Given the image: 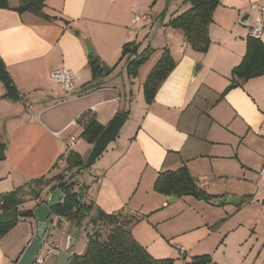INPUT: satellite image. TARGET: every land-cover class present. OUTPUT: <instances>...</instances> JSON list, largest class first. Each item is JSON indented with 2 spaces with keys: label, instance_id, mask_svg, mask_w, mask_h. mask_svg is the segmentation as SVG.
<instances>
[{
  "label": "crops",
  "instance_id": "0c3cea01",
  "mask_svg": "<svg viewBox=\"0 0 264 264\" xmlns=\"http://www.w3.org/2000/svg\"><path fill=\"white\" fill-rule=\"evenodd\" d=\"M151 1L46 0L43 12L52 20L29 12L19 14L15 11L19 0H7L8 9H0V60L18 96L3 97L0 82V145L4 147L0 196L18 188L29 192L38 180L58 174L83 184L91 183L94 172L101 176L94 191L83 193L82 202L91 207L80 228L51 213L41 251L53 248L55 252L43 264H58L59 251H66L70 258L83 254L86 229L93 227L99 214L119 211L143 217L131 225L130 233L151 257L161 259L162 252L170 248L164 244L166 233L158 227L166 215L155 214L167 199L153 191L159 173L184 166L206 193L237 197L228 193L234 187L228 184L231 178L246 180L257 161L260 172L264 171V75L222 95L232 69L245 54L248 26L257 18L249 5L257 1L264 5V0H220L204 53L193 50L179 30H169L167 35L175 36L179 43L175 51L166 46L162 49L169 51L175 67L158 87L152 103L146 104L142 85L161 54L148 59L136 91L133 80L144 66L131 79L125 61L119 62V58L125 43L144 46L143 38L152 24L133 23V18L147 11ZM189 7L187 4L184 11ZM261 20L264 24V14ZM260 41L264 44V31ZM86 42L101 63L114 67L109 76L91 80ZM148 43L146 47L153 49L151 40ZM144 49L139 46L138 52ZM196 65L200 68L195 73ZM59 67L78 78L69 92L50 77ZM120 114H126L121 134L95 160V167L74 177V170H66L65 159L70 151L83 161L87 157L91 145L80 138L87 116L105 127ZM71 138L76 139L72 146ZM240 180L238 187L245 183ZM259 182H264L260 173ZM53 184L36 189L38 199L25 197L18 210H32L44 203ZM200 204L205 205V214L215 211L209 204ZM211 222L205 215V225ZM36 224L34 218H17L0 238V264L17 263L36 236ZM175 248L186 252L181 245ZM182 262H187L184 256L178 263Z\"/></svg>",
  "mask_w": 264,
  "mask_h": 264
},
{
  "label": "trees",
  "instance_id": "16d2710c",
  "mask_svg": "<svg viewBox=\"0 0 264 264\" xmlns=\"http://www.w3.org/2000/svg\"><path fill=\"white\" fill-rule=\"evenodd\" d=\"M46 0H19V6L16 12H29L45 20H52L43 12ZM189 9L173 17L168 22L172 29L179 30L190 47L198 52H206L209 44V25L212 23L214 10L219 6L220 0H188ZM0 9H8L7 0H0ZM245 54L238 66L232 69L229 85L223 94L229 90L242 86L250 79L264 75V44L260 39H254L247 35L245 39ZM139 44L135 42L125 43L121 48L119 62L124 60L126 65V74L129 78H135L138 69L147 61L152 49L146 47L138 52ZM88 67L91 73V80H99L109 76L114 67H108L100 62L94 54L88 55ZM175 67L169 51L163 49L159 60L147 74L142 85L143 97L146 104L152 103L155 93L167 75ZM0 82L5 90L3 97L17 99V91L5 71L4 65L0 60ZM126 118V114H120ZM102 127L93 116L88 115L84 121V129L80 135L89 145H92L98 135L102 132ZM1 152L4 147L0 145ZM67 171L74 170L75 175L79 176L80 171L84 169V161L75 152L70 151L65 159ZM85 170V169H84ZM73 177L65 179L62 174L54 176L45 182V185L54 183L50 188L60 190L62 193L61 201L52 208L51 213L57 217L65 218L74 222L77 227H81L83 219L90 210V204H85L78 200V193L82 189L76 188V182ZM43 181L42 179L38 180ZM22 189L0 196V212L5 213L13 211L15 220L10 224H0V238L3 237L17 222L21 211L18 207L24 201L20 198ZM155 193L166 197L175 196L177 198L196 193L198 200L220 206L217 201L223 196L210 195L197 186L196 181L190 176L186 167H180L175 171H165L158 174L153 185ZM34 199H38L39 194H34ZM143 217L133 214L123 215V211L114 214H99L93 221V227L102 224L108 227L107 235L102 238L98 230L87 233V245L83 254L72 255L68 264H211L208 255L192 257L190 261L178 263L174 259H155L140 246L130 233L131 225L139 222Z\"/></svg>",
  "mask_w": 264,
  "mask_h": 264
},
{
  "label": "rangeland",
  "instance_id": "374dc122",
  "mask_svg": "<svg viewBox=\"0 0 264 264\" xmlns=\"http://www.w3.org/2000/svg\"><path fill=\"white\" fill-rule=\"evenodd\" d=\"M187 4H189L188 0H152L147 8L148 10L138 14L147 17L146 26L152 24L151 32L148 30L147 38H143L146 39L144 46L142 44L139 45L146 48L151 40V43H153L151 47L154 50L152 49L153 52H151L149 58L160 55L163 46L170 48L172 51L176 50L179 40L175 36L167 35V32L172 29L168 26V22L175 15L184 11ZM150 19L154 22L151 23ZM165 29L167 30L166 33ZM146 62L144 63L145 65H142L144 67L140 69L142 70L141 73L133 80L134 87L130 83L135 91L138 85L140 86L145 74ZM120 134L121 130L117 135L119 136ZM97 164L98 161L90 168L95 167ZM259 164H261L259 161L254 164L250 172L251 175L246 176V180L239 176L237 179L231 178L228 181V184L234 185L233 190L228 192L230 193L229 195L238 194L239 196H222L224 199L241 198L240 205L224 203L216 206L198 200L191 195L177 198L159 194L167 199L161 205L162 207L159 206L160 208L155 211V214L166 215L163 222L158 224V227L162 234L166 233L164 244L170 248V250L162 252L161 255L163 257L161 259H174L177 262H181V257L184 256L188 263L192 257L208 255L211 259V264H264V182L257 183L261 169V166H258ZM238 179H241V182H245L242 184L243 186H237L239 183ZM46 181L35 182V189H29V192L22 190L20 194L22 201L27 196L33 197L36 194L35 190L45 186ZM223 193L225 194V192ZM172 197L177 198L178 201L172 200ZM200 202L209 204V208L215 211L205 214V205L201 206ZM126 214L129 213L123 211V215ZM205 215L211 218L213 222L205 225ZM94 230H98L102 238H104L109 229L102 224H98L91 231L86 229V232L92 233ZM166 241H169L170 244ZM176 245L183 246L186 252L180 253L175 248Z\"/></svg>",
  "mask_w": 264,
  "mask_h": 264
},
{
  "label": "water",
  "instance_id": "95a60500",
  "mask_svg": "<svg viewBox=\"0 0 264 264\" xmlns=\"http://www.w3.org/2000/svg\"><path fill=\"white\" fill-rule=\"evenodd\" d=\"M250 18V14L245 17L244 24L247 26ZM87 52L88 54H92L91 46L88 42H86ZM200 66L196 65L194 68V72L196 73L199 70ZM125 119L120 115H116L112 118V120L104 127L102 132L98 135L94 143L91 145L90 151L87 157L84 160V169L90 168L95 160L102 154V152L106 149V147L115 140L120 128L122 127ZM2 158V152L0 150V159ZM84 169L80 171L82 174ZM191 196L196 197L197 194L194 192ZM83 197V193H78V200L81 201ZM62 198V193L58 189H54L47 200L34 207L32 210H27L21 212L19 217L21 218H34L37 221L36 224V236L31 239L29 244L24 249L22 255L16 264H32L34 257L37 253L42 249L43 243L42 238L47 230L48 219L51 215V210L55 207ZM172 200H175V197H172ZM218 204L224 203H234L235 205L241 204V198H221L217 201ZM15 220V214L13 211H8L5 213L0 212V224H10ZM58 264H67L70 259V254L66 251H59L57 253Z\"/></svg>",
  "mask_w": 264,
  "mask_h": 264
},
{
  "label": "built area",
  "instance_id": "2783aa9c",
  "mask_svg": "<svg viewBox=\"0 0 264 264\" xmlns=\"http://www.w3.org/2000/svg\"><path fill=\"white\" fill-rule=\"evenodd\" d=\"M249 10L256 14L257 18L253 19L248 26V36L254 39H260L261 35L264 31V24L261 20V17L264 14V5L260 2H254L250 4ZM147 21V17L145 15H135L133 18V23L145 22ZM50 77L54 80L64 91L69 92L74 88L75 83L78 78L69 70L64 67H59L54 69L50 73ZM76 142L75 138H71L69 141V145L72 146ZM260 175H264V171L260 172ZM101 176L98 172H94L91 175V183L83 184L77 183L76 188L82 189V193L87 189L88 191H94L96 185L99 183ZM55 250L53 248H47L44 251H39L37 255L34 257L32 264H43L49 256L54 253Z\"/></svg>",
  "mask_w": 264,
  "mask_h": 264
}]
</instances>
